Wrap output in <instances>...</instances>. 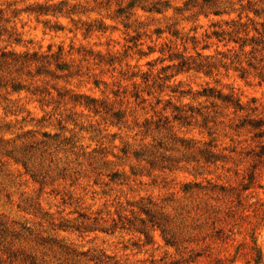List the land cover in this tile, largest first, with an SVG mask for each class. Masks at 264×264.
Returning a JSON list of instances; mask_svg holds the SVG:
<instances>
[{
    "label": "clouds",
    "instance_id": "9594fccd",
    "mask_svg": "<svg viewBox=\"0 0 264 264\" xmlns=\"http://www.w3.org/2000/svg\"><path fill=\"white\" fill-rule=\"evenodd\" d=\"M134 3L0 0V29L11 32L26 22V38H38L62 24L67 39L74 23L99 20L107 26L105 39L116 49L129 29L133 35H150L159 27L164 45L175 39L171 32L178 26L181 46L187 43L188 55L194 57L191 38L202 47L215 21L230 22V32L243 24L248 36L264 25V0H221L219 16L214 15L216 6L204 0ZM236 48L212 43L205 53L229 69L223 75L217 71L219 85L205 75L211 67L207 63H193L192 71L181 75L173 68L171 77L158 83L159 69L178 62L157 47L144 56L134 52L128 57L131 67L127 62L121 66L124 57L119 56L113 70L117 75L109 74L106 86L98 89L92 87L94 77L85 76L82 85L78 69L51 77L58 81L60 97L43 87L19 94L0 89V216L9 220L8 232L0 235V264H33L32 257L35 264H218L210 245L225 240L231 254L225 264H264V199L249 194L241 203L245 181L264 168L257 125L249 119L258 115L256 108L264 112V73L249 70L244 79L245 58L220 61L218 51ZM250 50L246 47L245 53ZM150 61L157 62L155 69L147 67ZM144 72L157 73L151 84L140 79ZM24 78L29 79L27 73ZM121 79L130 89L127 96ZM209 85L219 87L225 97L234 92L235 101H224L229 109L217 110L214 101L223 98L204 92ZM136 88L145 94L139 107L128 104ZM121 103L127 113L123 121L113 114ZM161 111L172 119L161 121ZM53 184L60 192L50 197ZM193 193L202 195L194 199ZM218 225L229 229L227 236ZM221 250L216 248L215 254Z\"/></svg>",
    "mask_w": 264,
    "mask_h": 264
},
{
    "label": "rangeland",
    "instance_id": "374dc122",
    "mask_svg": "<svg viewBox=\"0 0 264 264\" xmlns=\"http://www.w3.org/2000/svg\"><path fill=\"white\" fill-rule=\"evenodd\" d=\"M214 1L217 10L221 12L219 8L221 0ZM133 2L134 0H130V7L135 6V3ZM120 14L123 13L121 12ZM0 15H2V13H0ZM234 23L235 22H233V24ZM209 27L212 30L205 34V40L202 47L199 45L196 37L193 36L191 38L190 44L192 46V51L195 53L194 57H189V46L187 43L181 46L179 40L181 33L178 26L171 32V35H173L175 39L171 43L164 45L161 44V41L164 40V31L159 27L154 28L150 35L146 31H138L133 35L129 29L127 37L122 41L117 42L118 44H122V47L116 49H113L111 43L105 39L109 36V33L106 31L107 26L99 20L74 23L73 28L75 31H73V28L67 29V39H64L66 30L62 24L55 25L57 30L54 33L45 31L38 38H32L31 36L26 38L24 32V29L27 28L26 22L15 27L11 32L6 28L0 29V37H3V40L0 41V43L3 44V47H0V89H5L12 94H19L24 91H31L33 88L43 87L44 91L48 92L49 95H52L54 92L57 97H60L62 95V90L57 87L58 81L52 80L51 77L60 78L77 71V69L81 75L76 78L80 79L82 85L85 83V76L88 78L94 77L91 81L92 87L98 89L102 86H106L107 76L109 74L113 76L117 75L113 70L117 67L116 61L119 56L122 55L124 57V60L120 61L121 66L127 62L129 63V67H131V63L128 62V57L132 56L134 52H138L141 56H144L155 51L157 47L161 48L164 54L168 56L169 60H175L178 62L174 66L166 65L159 69L160 80L157 81L158 83L171 77L173 68L177 70L176 75H181L185 71L191 72L193 63H207L211 65V67L204 70L205 75L215 78L216 84L219 85L222 81L216 76L217 71L220 70L223 75V73L229 71V69L224 63L217 66L211 58L205 55V53L210 50L212 43H215L217 46L225 47L228 45L237 46L234 52L218 51L217 55L219 56L220 61L232 60L235 62L245 58L246 67L242 69L241 78L247 79V76H243V73L249 72V70L252 72L264 73V68H262V66H264V25L256 27L261 34L260 36L256 34L248 36L247 33V36H245L244 32L243 37L241 36L242 32L238 35L232 33L237 28H234L231 32L228 31L230 27V22L228 21H215L209 25ZM101 29L105 30L101 31ZM243 29H246L247 32L245 25L239 31H242ZM191 31H195V29H191ZM218 36L220 37L218 38ZM253 37L257 43L249 45V41H247L246 46L243 48H240L239 46L241 42H239V44H234L233 42L227 43L229 39L240 38L243 41L249 40ZM111 38L113 40L116 39L115 31L112 32ZM98 43L104 45V47H97ZM145 43H147V52L144 51ZM249 46L251 50L245 53V48ZM17 48L22 49V51L18 52L16 50ZM197 49L199 50L197 51ZM106 61L109 62L106 63ZM182 61L188 63V65L183 69H179L178 65ZM156 65V61H150L147 67L155 69ZM53 66L55 71H53ZM188 68L190 69L188 70ZM25 73L29 76L28 80L24 78ZM155 75H157L155 72H144L140 75V79L147 84H151L152 78ZM131 79L133 86H135V72L131 73ZM119 83L120 89H123L124 95L127 96L130 89L125 87V80L121 79ZM261 86L264 87V83H262ZM204 89H211L216 97L223 99L227 98L230 99V101L236 100L234 92L225 97L224 92L220 90L219 87L212 88L211 85H209ZM154 91L155 90L149 91L147 95H153ZM73 94L75 95L76 93ZM113 94L117 97L120 96V92L116 89H113ZM87 99L92 101V103H96L91 96H88ZM141 101H145V94L141 93L139 88H136L134 95L128 99V104L132 105L133 102H136L137 107H139ZM224 101L228 100L214 101L218 111L222 107L225 109L230 108V104H226ZM159 103L160 101L157 100V104ZM165 103L179 111L177 106L173 104L171 100H168ZM255 112L258 113V115L249 117V119L257 125L256 135L258 136L260 133H264V112H262L260 108H256ZM113 114L118 116L121 121L126 119L127 113L124 112L123 103L120 104L119 111H117L116 108H113ZM198 115L204 116L205 114L198 113ZM169 119L172 118L168 117L166 111L160 112L161 121H168ZM175 119L178 120L179 118L175 117ZM206 124H210V121H206ZM241 131H243V129H241ZM44 135L47 136L48 133H45ZM260 141V147L261 149H264V136L260 138ZM136 155L137 158H139L138 154ZM112 175L113 177H116L119 173H113ZM257 176L260 177V180H257ZM30 179L32 178L30 177ZM115 182L118 183L119 181L117 180ZM93 183H97V181H93ZM245 184L248 185V188L246 192L241 194V203H243L244 196L249 194H254L257 198L264 199V192L256 190L257 187L264 189V168H257L256 172L253 173V179L251 182L245 181ZM59 192L60 190L56 188L55 184H53L49 196H58ZM41 195H43V190L41 191ZM201 195L202 194L198 193L192 194L194 199H199ZM231 222V219H228L226 224H230ZM11 223L16 224L17 222L12 221ZM21 227H23V225H21ZM8 230V218L0 216V235L6 234ZM217 230L223 232L224 235L227 236L229 229L224 225H218ZM40 239H47V237H41ZM228 247L227 240L223 242L216 241L210 245V248L213 250V259L218 261V264H225L226 261L231 259ZM216 248H222L219 255L215 254ZM22 255L27 257L28 253H22ZM36 259V257H32L33 264H35ZM197 264H200V262H197Z\"/></svg>",
    "mask_w": 264,
    "mask_h": 264
},
{
    "label": "trees",
    "instance_id": "16d2710c",
    "mask_svg": "<svg viewBox=\"0 0 264 264\" xmlns=\"http://www.w3.org/2000/svg\"><path fill=\"white\" fill-rule=\"evenodd\" d=\"M134 3V2H133ZM204 3L205 4H207V5H213V6H215V1L214 0H204ZM214 15H221V12L220 11H218L217 10V7H216V11L214 12ZM233 23V22H232ZM242 27H244V25H240L237 29H235L232 33H234L235 35H238V34H240V32H245V36H247V32H246V29H243L242 31H239ZM253 31L255 32V34L256 35H258V36H260L261 34L258 32V30L256 29V28H253ZM220 36H218V38H219ZM247 41H249V45H253V44H256L257 42H256V40H255V38L253 37V38H250L249 40H241L240 38H234V39H229L228 41H227V43H230V42H233L234 44H239V42H241L240 43V48H243V47H245L246 46V43H247ZM188 65V63H186V62H181L179 65H178V67H179V69H183L185 66H187ZM190 68H188V70H189ZM209 90H211V89H204L203 91L204 92H208ZM212 91V90H211ZM223 100H228V101H230V99H227V98H224ZM264 136V133H260L259 135H258V137L259 138H262Z\"/></svg>",
    "mask_w": 264,
    "mask_h": 264
}]
</instances>
